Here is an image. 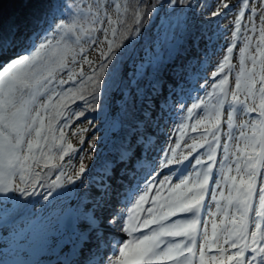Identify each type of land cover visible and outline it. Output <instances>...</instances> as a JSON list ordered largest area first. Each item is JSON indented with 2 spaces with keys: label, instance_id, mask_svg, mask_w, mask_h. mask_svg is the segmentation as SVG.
Returning a JSON list of instances; mask_svg holds the SVG:
<instances>
[{
  "label": "snow or ice",
  "instance_id": "1",
  "mask_svg": "<svg viewBox=\"0 0 264 264\" xmlns=\"http://www.w3.org/2000/svg\"><path fill=\"white\" fill-rule=\"evenodd\" d=\"M177 3L187 0L167 5L89 0L74 9L65 5L68 18L52 23L51 0H19L16 7L24 11L11 25L17 33L41 19L48 28L43 35L30 32L27 50L15 55L9 56L14 48L0 41V211L7 213L9 203L20 206L21 198L41 189H47V201L56 189L82 178L87 171L83 162L75 174L65 172L63 164L77 151L65 129L84 115L73 106L82 101L94 111L127 43L161 7L174 9ZM258 3L239 0L231 39L211 72L210 90L193 97L173 129L175 144L163 150L159 166L153 163L139 179L134 177L117 202L120 207L110 209L104 221L108 234L99 233V218H89V227L98 233L97 255L90 264H264V0ZM230 7L222 0L209 19ZM238 43L236 71L232 55ZM97 44L99 59L93 61L87 52ZM233 73L234 87L229 82ZM69 83L73 87L66 88ZM238 116L248 119L237 123ZM84 131L78 130L81 144ZM53 169L57 174L49 179ZM104 251L110 253L107 260Z\"/></svg>",
  "mask_w": 264,
  "mask_h": 264
},
{
  "label": "rangeland",
  "instance_id": "2",
  "mask_svg": "<svg viewBox=\"0 0 264 264\" xmlns=\"http://www.w3.org/2000/svg\"><path fill=\"white\" fill-rule=\"evenodd\" d=\"M88 2L89 0H67L68 6L73 9L76 5H80L81 7L86 6ZM223 2L229 3L232 7L224 11L221 16L213 17L211 19H209L211 13L217 10L221 5L222 0H198L195 3L188 17L189 25L196 28L204 26L203 30L205 31H202V29L198 31L196 30L190 39L183 44V48L179 50L176 55H174L177 50L176 47L180 46L179 38H176L175 41H171V34L166 35L167 19L164 21V17H161V25L159 27L157 26V22L153 24L152 32H155L153 43H151L146 51L140 56L141 59L148 57L152 61L158 60L161 56L159 50L163 42L165 40L169 41L167 49L169 53L174 56H172V61L168 62L169 60H167L164 65V70H166L164 80L174 89L171 92H168V90H164V86V89L161 92L162 98L164 97V93L168 94V96H166L168 101L166 107L162 108V105L158 106L157 100H153L154 112L152 111L153 113L150 115L153 127L151 129L153 139L150 148L143 150V155L141 151L142 158L139 159L137 154L136 162L131 160L129 165L124 166V168H128V171L122 172L124 171L123 167L120 168V171L117 170L116 168L120 167V165H116L114 162L110 177H107V175L103 177H101L102 175L94 177L91 172V163L95 159L96 149L93 146L96 145L94 140L97 137L98 131L97 129H94L91 124H88L86 120L75 123L67 137L76 147L77 151L70 156L65 157L63 161L64 171L69 174H75V172L78 171L81 162L87 167H90V169L87 170L82 178L74 184H64L62 188H58L59 191L64 192L66 195H62L46 207L43 206L42 201H40L35 207L36 215L30 218L24 217L21 221L12 220L8 219L6 215H4V212L0 211V264H90V261L96 257L98 233L96 230L89 227V218L93 214L99 218L101 220V223L99 224V233L105 235L108 234L107 225L104 221L109 217L110 209L120 207V204L117 202L122 199L124 192L128 190L129 183L134 177L139 179L149 170L153 163L159 166V160L162 158L163 150L166 149L170 143L173 145L175 144V135L177 134L174 133L173 129H175L176 125L180 122V118L185 114L187 106H190L193 102L190 98L191 94L199 92L201 88H205L206 93L210 90L211 83L214 82L211 78V72L222 58L224 50L231 39L233 21L239 11V0H223ZM251 2L259 7L258 0H251ZM57 6L59 10L53 14L54 20L52 17L49 18L52 23L59 19L68 18V9L63 6L62 2H58ZM111 10L112 6L109 3V11ZM167 10L169 9L167 8ZM61 13H63V15ZM247 15H249V13L246 11L244 18L245 22H247ZM256 23L257 25L259 24V15L256 16ZM217 25L223 30L222 32L218 31ZM105 26H107L106 21ZM37 28L38 29L35 31L43 35V30L48 28V24L43 20L38 24ZM96 35L98 38L103 39V32H98ZM26 37H24L22 42L14 43L11 46L14 50L9 52V56L27 50L28 41L26 40ZM240 46L241 45L238 43L232 55V63L236 66V71L239 70ZM99 47L100 45L97 44L88 49L87 55L90 60L97 61L99 59ZM153 52H157V55H153ZM7 58L8 57H5V59ZM3 63L4 60H0V65ZM138 66L140 67V65ZM77 67H80V65H77ZM83 68L86 72L89 71V66L87 64H84ZM187 73L189 76H187ZM63 76L65 79L67 78L66 73H64ZM206 81L207 85L201 87L202 85H205ZM229 82L233 87L235 86L234 73L229 76ZM182 108L183 110H181ZM144 114V109H139L134 124L145 122ZM224 117L225 119L227 117L226 111ZM245 119H248V117L238 116L237 123ZM81 128L86 130L82 133L84 137L83 144L80 143L81 134L78 132ZM226 130L227 128L225 125V131ZM73 131H77L78 134L72 135ZM123 137L125 139V136ZM133 140H135V138L131 136L130 141ZM187 142L191 143V140H188ZM184 143L185 141H181V145ZM136 150L137 148L135 147L134 151L136 152ZM138 152L140 151L137 150V153ZM222 156L223 152L221 150L218 152V158ZM133 163H138V166ZM216 173L218 178V165ZM77 186H79L78 190ZM101 186L108 187L103 191V189L100 188ZM212 187L215 188L216 184L213 183ZM99 191H101V193ZM208 199L209 202H211L210 195ZM82 200L85 201L83 204L86 211L77 214L74 207ZM67 204L72 206L63 211V208H65V205ZM11 205L12 203H9L7 207L9 208ZM59 213V219H61L62 223H60V225L63 229L69 234L75 235V238H78V240L72 243V248L70 249L71 253H69L66 262L59 260L56 256L42 259V261H34L32 256L23 259L21 257L9 259L7 256H4V251H7L9 247L15 246L17 242H25V240H19V238L14 239L15 235L13 234H20L22 237L25 236L28 225H30L36 216L43 217V220L46 219V221L42 222L46 223L50 220V216L53 215L55 217L59 215ZM205 218H207V211H205ZM14 240L18 241L15 243ZM35 247V251L42 252L45 249H48L49 245L48 243L40 242ZM109 255L110 253L108 251L103 252L105 260H107Z\"/></svg>",
  "mask_w": 264,
  "mask_h": 264
},
{
  "label": "trees",
  "instance_id": "3",
  "mask_svg": "<svg viewBox=\"0 0 264 264\" xmlns=\"http://www.w3.org/2000/svg\"><path fill=\"white\" fill-rule=\"evenodd\" d=\"M197 1L187 0V4L185 5L177 3L174 9L169 10L166 7H161L156 14L147 20L146 26H142L141 31L127 43V48L116 61V71L109 76L101 89V96L98 101L99 106L94 111L91 108H85L82 101H77L76 105L73 106L75 111H83L84 115L79 117V119L71 121L70 125L65 129L66 135L73 129L75 123L83 120H86L88 124H91L98 131L97 137L95 136L96 139L94 140L96 145L93 146L96 149L95 159L91 163V172L94 177L101 175V177L105 175L110 177L114 162L116 165H120V167L116 168L120 171V168L129 165L131 160L136 162L137 154L140 159L142 158L141 151L143 155V150L150 148L153 139L151 132L153 127L150 119L151 113L154 112L153 100H157L158 106L162 105V108L166 107L168 102L166 96L168 94L164 93L163 99L161 92L164 86V90H168V92L174 89L164 80L166 73L164 65L167 60H169L168 62L172 61V56L176 55L183 48V44L190 39L196 30L202 29V31H205L203 30L204 26L196 28L190 26L188 22L190 12ZM18 2L19 0H8L6 5L0 9V19L3 21L2 26H0V41L7 42L10 47L14 43L22 42L24 37L28 36L33 30H37L38 24L43 21L41 19L38 23L33 24L23 34L17 33L11 25L20 16L21 12L24 11L16 7ZM58 2H62L63 6L68 5L67 0H51L53 14L57 11ZM127 2L129 5H133L140 2V0H127ZM169 2L170 0H143L145 4L156 3L167 5ZM161 17H164V21L167 19L166 35L171 34V41L179 38L180 46L176 47L175 54L171 55L166 48L169 41L165 40L159 50L161 56L158 60L152 61L148 57L141 59L140 55L153 43L155 32H152V26L157 22V26L159 27L161 25ZM152 54L157 55V52H153ZM187 76H189L188 73ZM65 87L71 88L73 85L69 84ZM142 108L145 111V122L134 124L138 110ZM123 136H125V139ZM131 136L135 140L130 141ZM135 147L140 152L137 153V150L135 152ZM136 165L138 166V163ZM89 169L90 167H87V170ZM125 171H128V168H124L122 172ZM56 173V170L53 169L49 179H53ZM106 187L108 186H101L100 188L105 191ZM78 189L79 186H77ZM46 191L47 189H41L38 190L35 196L21 198L23 203L20 206L12 204L4 215L8 219L21 221L24 217L30 218L36 215L35 207L40 201L46 207L62 195H66L64 192L56 189L57 194H54L53 197L45 201L43 200V194ZM101 191L99 192L101 193ZM83 202L85 201L82 200L74 207L77 214L86 211ZM70 206L69 204L65 205L63 211ZM59 216L60 213L55 217L53 215L50 216V220L46 223H42L46 219L43 220V217L36 216L30 225H28L25 236L13 234L15 235L14 239L19 238V240L22 239L25 242L14 240L15 243L17 242L16 245L4 251V256H7L9 259L14 257H21L23 259L32 256L34 261H42V259L56 256L59 260L66 262L69 253H71L72 243L78 240V238H75V235H71L63 229L59 222ZM40 242L48 243L49 248L42 252L35 251V246Z\"/></svg>",
  "mask_w": 264,
  "mask_h": 264
},
{
  "label": "bare ground",
  "instance_id": "4",
  "mask_svg": "<svg viewBox=\"0 0 264 264\" xmlns=\"http://www.w3.org/2000/svg\"><path fill=\"white\" fill-rule=\"evenodd\" d=\"M0 3L1 4H4V0H0ZM205 88H201L200 90H199V92H195V93H193V94H191V100L193 101V97H200V96H203L204 95V93H205ZM189 106V105H188ZM187 106V107H188ZM156 167H158V165H156ZM170 173L167 171V170H164V175H169ZM162 178V177H161ZM175 182V181H174Z\"/></svg>",
  "mask_w": 264,
  "mask_h": 264
},
{
  "label": "water",
  "instance_id": "5",
  "mask_svg": "<svg viewBox=\"0 0 264 264\" xmlns=\"http://www.w3.org/2000/svg\"><path fill=\"white\" fill-rule=\"evenodd\" d=\"M8 2V0H4V4H1L0 3V9L1 8H3L5 5H6V3ZM175 41V40H174ZM166 48H167V45H166ZM59 222L61 223V219H59ZM62 224V223H61Z\"/></svg>",
  "mask_w": 264,
  "mask_h": 264
}]
</instances>
